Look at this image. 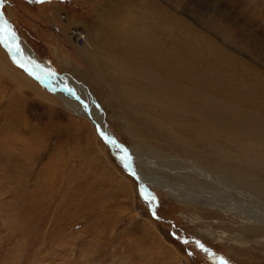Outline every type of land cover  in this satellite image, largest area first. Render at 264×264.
Returning a JSON list of instances; mask_svg holds the SVG:
<instances>
[{"label":"rangeland","instance_id":"374dc122","mask_svg":"<svg viewBox=\"0 0 264 264\" xmlns=\"http://www.w3.org/2000/svg\"><path fill=\"white\" fill-rule=\"evenodd\" d=\"M0 11L12 41L74 82L67 94L85 89L78 103L126 152L115 156L91 114L67 111L0 47V128L36 148L33 175L56 178L55 248L38 264H264V246L218 239L237 220L130 172L186 189L210 159L264 177V0H0ZM71 26L85 31L86 56Z\"/></svg>","mask_w":264,"mask_h":264},{"label":"bare ground","instance_id":"6f19581e","mask_svg":"<svg viewBox=\"0 0 264 264\" xmlns=\"http://www.w3.org/2000/svg\"><path fill=\"white\" fill-rule=\"evenodd\" d=\"M3 19L0 11V28L6 29L0 32V47L9 53L13 63L38 78L70 113L88 118L91 114V121L98 127V133L110 144L112 151L114 150L113 154L126 155V152L123 154L120 147L114 143L115 139L104 133L106 127L102 117L92 105L89 104V109L91 108L89 113L88 108L78 103L82 98L90 101L85 89L83 88L81 92L83 97L80 100L75 97V92L71 95L67 94V91L70 92L72 89L79 91L75 84L72 85L74 82L67 84L68 76L60 78L53 74L48 67L38 62L36 56L22 41L17 39L12 41L8 26ZM60 19L67 21L64 14L60 16ZM74 27H69L67 38L73 46L82 48L81 55L86 56L90 51L89 39L84 30L82 33L76 26ZM79 35L82 37L81 47L76 44ZM15 50L19 52L18 55V52L16 53V58L10 53ZM0 54L5 56L1 49ZM25 61L29 62L25 63ZM47 79L53 83H51L52 86L46 84ZM11 133L14 134L8 126L0 128V264H38L39 260H44L41 254H49L55 248L57 237L55 210L57 208L53 190L56 178L48 166H45V170H49L46 179L40 175L42 174L40 171L33 175V169L39 168L41 164L40 157L35 154L36 148L21 139V134L17 138V135L12 136ZM197 161L199 165L197 172L203 181L189 183V178L184 177L189 184L188 187L185 186L186 189L183 188L184 184L181 187L177 183L166 182L163 178H155V175L147 177L145 173L135 168L137 165L134 164L131 165L130 172L136 180L145 182L149 187L168 192L170 197L179 202L198 205L206 210L212 209L233 222L237 220L236 227L234 224L230 226L238 232L229 238L225 232H221L218 237L221 241L264 246V177H253L241 172L240 168L230 167L228 171L224 166L210 159ZM175 162L176 165L190 163V166L196 167V161ZM191 170L196 172L193 168ZM221 223L223 222H218V224ZM46 243L47 245L44 246Z\"/></svg>","mask_w":264,"mask_h":264},{"label":"water","instance_id":"95a60500","mask_svg":"<svg viewBox=\"0 0 264 264\" xmlns=\"http://www.w3.org/2000/svg\"><path fill=\"white\" fill-rule=\"evenodd\" d=\"M60 89H63V88H60ZM114 141V143L118 146V147H120V149H121V151H123V154L125 153V151L123 150V146L120 144V143H118L116 140H113ZM122 157H124V156H122ZM124 162L126 163V160L124 159ZM126 167L128 168V166H127V164H126ZM129 169V168H128Z\"/></svg>","mask_w":264,"mask_h":264},{"label":"snow or ice","instance_id":"6c2138e0","mask_svg":"<svg viewBox=\"0 0 264 264\" xmlns=\"http://www.w3.org/2000/svg\"><path fill=\"white\" fill-rule=\"evenodd\" d=\"M41 2H43V0H41ZM4 31H6V29L0 28V32H4ZM13 38H14V34H13ZM185 243L187 242L185 241ZM221 264H227V261L221 260Z\"/></svg>","mask_w":264,"mask_h":264},{"label":"built area","instance_id":"2783aa9c","mask_svg":"<svg viewBox=\"0 0 264 264\" xmlns=\"http://www.w3.org/2000/svg\"><path fill=\"white\" fill-rule=\"evenodd\" d=\"M78 31H80L79 29H77ZM77 41H82V37L79 35V37H78V40Z\"/></svg>","mask_w":264,"mask_h":264}]
</instances>
